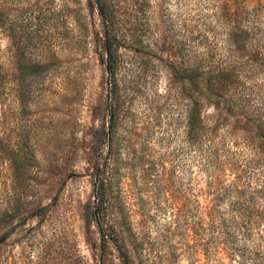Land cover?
<instances>
[{
	"label": "rangeland",
	"instance_id": "obj_1",
	"mask_svg": "<svg viewBox=\"0 0 264 264\" xmlns=\"http://www.w3.org/2000/svg\"><path fill=\"white\" fill-rule=\"evenodd\" d=\"M102 1L0 0V264H264V0Z\"/></svg>",
	"mask_w": 264,
	"mask_h": 264
},
{
	"label": "trees",
	"instance_id": "obj_2",
	"mask_svg": "<svg viewBox=\"0 0 264 264\" xmlns=\"http://www.w3.org/2000/svg\"><path fill=\"white\" fill-rule=\"evenodd\" d=\"M97 6L99 13L101 14V17L105 22L108 24L111 22V12L109 11L108 6L102 1L97 0ZM108 26V25H107ZM239 36V35H238ZM231 45L234 47L237 46L239 43V38L237 36H233V39H230ZM112 45L107 42L106 44V54L107 57L110 58L112 54ZM257 57V55H256ZM261 61V64H264V59L262 57L259 59L254 60L256 63L257 61ZM237 63H235L236 65ZM109 73L112 72L110 63L107 64ZM226 67H234V65L226 66ZM28 69L32 73H38L40 70H42L41 65L33 64L31 67H28ZM194 71H190L187 73V80L192 88V90H196L197 87V75ZM236 83V80L234 78V70H221L217 71V77L214 78H207L206 80V92L209 94V97L217 98V103L215 104L216 109H220V103H223V106L225 107L227 112L230 110V104L229 101L224 98H228V93L232 90L234 87L233 85ZM195 107L190 110L189 117H188V127H189V135L191 138H193L194 135H196V131L199 129L200 126V120L196 113ZM261 128H263V131H260L259 133V140H260V153L264 157V123L260 125ZM242 183V181L237 180ZM256 184V183H255ZM103 191H105L104 188H102ZM99 189H97L98 191ZM232 190L234 191V200L230 202V206H237V210H239L237 215H232L231 218H225L223 216L218 215L217 220V227L221 229V231L227 235L228 238L232 237L234 235V232H231L230 229L232 228L233 231L240 232V228H242V225L251 223L252 221H255L257 219L263 220L264 219V181H261L259 185H238V183L234 184L232 186ZM105 193V192H104ZM221 197V196H220ZM218 214V212H217ZM241 224V225H240ZM234 240V239H233ZM242 256V255H240ZM250 260V264H261L257 262L254 259H248ZM264 262V261H261Z\"/></svg>",
	"mask_w": 264,
	"mask_h": 264
}]
</instances>
